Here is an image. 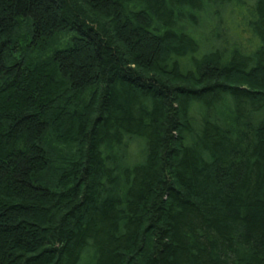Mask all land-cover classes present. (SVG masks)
I'll return each instance as SVG.
<instances>
[{
  "label": "trees",
  "instance_id": "16d2710c",
  "mask_svg": "<svg viewBox=\"0 0 264 264\" xmlns=\"http://www.w3.org/2000/svg\"><path fill=\"white\" fill-rule=\"evenodd\" d=\"M0 264H264V0H0Z\"/></svg>",
  "mask_w": 264,
  "mask_h": 264
}]
</instances>
